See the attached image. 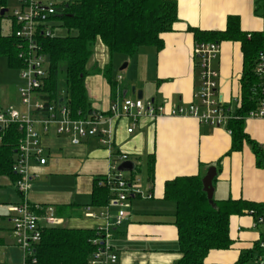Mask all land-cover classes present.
<instances>
[{"label": "crops", "instance_id": "1", "mask_svg": "<svg viewBox=\"0 0 264 264\" xmlns=\"http://www.w3.org/2000/svg\"><path fill=\"white\" fill-rule=\"evenodd\" d=\"M7 1L0 0L1 11L7 12ZM175 1L178 19L172 30L161 35L160 49L142 46L126 55L110 52L97 40L85 77L93 113L108 114L111 106L120 104L124 98L137 99L139 90L143 100L164 104L166 112L176 106H187L196 101L195 92L200 86L194 57L198 37L204 39L211 32L225 31L230 17L238 18L243 32L264 31V0ZM11 19L9 33L15 25ZM219 43L220 54L213 62L219 73L218 93L230 112L236 114L242 99L244 49L237 39ZM13 92L6 83H0V108L16 107L6 99ZM60 94L59 102L67 101L66 93L61 90ZM132 123L131 118L115 122L111 148L102 145L97 137L74 144L69 135L57 134L54 129L43 134L48 159L45 164L37 161L30 164L33 177L26 196L18 191L10 176L0 175V264L17 262L16 247L8 243L7 237L13 232L12 208L24 200L42 218V227H48L44 220L47 212L63 220L58 227L96 230L107 222L106 217L99 215L105 209L110 214L109 222L114 223L118 205L111 200L103 206L94 203L93 192L95 180L110 172L112 160L120 153L128 154V160L135 162L133 171L124 172L139 185L142 194L131 198L126 220L113 229L110 245L118 255V264H175L181 259L176 204L165 198L167 181L182 176L203 178L214 166L215 200L264 202V118L244 120L248 139L239 150H232L228 126L213 127L193 117L143 116L135 122L134 131L128 133ZM255 146L260 148L259 154ZM88 208L94 216L87 214ZM229 235L231 247L211 250L206 263L238 264L243 252L255 250L254 258L246 264H260L255 248L261 228L254 226V216L247 209L231 215Z\"/></svg>", "mask_w": 264, "mask_h": 264}, {"label": "trees", "instance_id": "2", "mask_svg": "<svg viewBox=\"0 0 264 264\" xmlns=\"http://www.w3.org/2000/svg\"><path fill=\"white\" fill-rule=\"evenodd\" d=\"M55 5V27L65 33L39 37L41 52L49 59L44 98L50 102L59 100L62 96L60 75L63 73L67 105L73 116H78L79 112L93 114L85 77L88 73L86 65L98 39L112 53L131 55L140 47L150 45L160 49L163 45L161 35L172 30L178 19L175 0H68ZM16 27L13 25L9 34H0V57L6 58L9 68L20 70L26 59L24 47L15 35ZM228 39L241 40L245 55L241 105L235 114L237 117L228 124L232 131V150H239L248 139L244 120L250 111L259 108L264 98V75L257 72L258 64L264 62V31L243 32L238 18L230 17L225 31L211 32L204 39L198 37L196 42ZM0 135V175L10 176L15 181L18 176L13 167L21 134L18 126L12 124L3 132L0 130ZM255 150L259 154L258 146ZM151 169L153 171V166ZM103 178L95 180L93 192L94 203L102 206L114 197L110 187L100 183ZM165 198L176 204L175 224L182 257L175 264H209L205 258L211 250L228 249L232 245L229 235L231 215L241 214L244 209L249 214L253 210L254 217L264 215V202L214 199L213 206L204 190L202 177L198 175L167 181ZM96 237L95 229L42 227L41 240L35 247L30 264H90L97 249L93 243ZM255 249L259 255V241ZM254 252H243L238 264L251 261Z\"/></svg>", "mask_w": 264, "mask_h": 264}, {"label": "built area", "instance_id": "3", "mask_svg": "<svg viewBox=\"0 0 264 264\" xmlns=\"http://www.w3.org/2000/svg\"><path fill=\"white\" fill-rule=\"evenodd\" d=\"M18 2L19 7L13 10L12 18L17 26L15 35L24 47L23 55L26 59L25 66L20 69L23 83L18 88L21 102L26 109L21 112L12 106L0 108V130L3 132L13 124L17 125L20 131L21 139L13 170L18 176L15 186L24 196L31 186L33 174L30 164L32 161L40 164L47 162L48 157L42 137L51 129H54L57 134L69 135L74 144H80L88 137H97L102 145L111 148L114 144V124L121 118L132 119L133 123L127 128V132L132 133L135 122L143 116L157 117L163 114L189 116L213 127H227L230 120L237 117L230 112L218 93L219 73L214 68L213 62L220 54L219 42L195 43L194 57L199 68L200 86L195 92L196 101L191 104L176 106L166 112L164 104H156L152 100L145 101L142 98H124L120 104L112 105L108 114L97 112L84 115L79 112L78 116H73L65 99L62 102L59 100L50 102L44 98L46 95L43 88L48 69L46 62L49 64V59L41 52L39 37H52L56 33L57 21L53 18L57 13L56 3H47L45 0H18ZM257 72L264 75L263 61L258 64ZM33 94L34 97H32ZM247 117L264 118V98L259 108L251 111ZM228 130L232 132L229 128ZM1 138L0 135V141ZM128 157L126 153L116 156L112 160L110 172L100 181L101 184L110 187L114 194L111 203L115 202L119 208L114 223L109 222L110 214L107 209L100 212L99 215L106 217L107 222L96 229L97 237L93 243L97 249L90 264L119 263L118 255L111 250L110 245L113 229L126 220V210L131 205V198L142 194L139 185L132 181L129 173L118 170V165L128 160ZM148 197H151V194ZM12 211L13 233L17 236L18 245L24 251L23 264H30L35 247L41 240L42 218L26 200L15 205ZM253 212L251 210L250 214L252 215ZM87 214L95 215L90 208ZM44 220L48 227L63 223L61 218L51 212L46 213ZM254 226L261 228L259 239L261 252L257 258L260 264H264V215L254 217Z\"/></svg>", "mask_w": 264, "mask_h": 264}, {"label": "rangeland", "instance_id": "4", "mask_svg": "<svg viewBox=\"0 0 264 264\" xmlns=\"http://www.w3.org/2000/svg\"><path fill=\"white\" fill-rule=\"evenodd\" d=\"M45 1L47 3L52 2V3H58L59 4V3L66 2L68 0H45ZM17 7H19L18 0H8L7 5H6L7 12H5V14H1L2 8H0V33L6 34V33L10 32V26H11V22H12V19H11L12 18V12ZM57 31L59 33H62V34L65 33V31H63L62 29H58ZM46 65H49V64H47V62H46ZM0 83H6V85L8 87L14 89V92L12 93V95L9 96L8 98H6L9 101L8 104L14 103L16 105V107L12 105L13 108H16L17 110H19L21 112H24L26 107L22 104L21 96L18 92L19 86L23 83V79L21 77V71L17 70V69L9 68L7 61H6V58H4V57H0ZM60 86H61L62 92H65V75L63 73H61V75H60ZM10 93L11 92H9L8 95ZM63 95H65V94H63ZM32 97H34V94ZM33 99H35V98H33ZM8 107H10V106H8ZM7 225H8V223H7ZM7 239H8L9 244H14V246L16 247V250L14 251V257L17 258V262H13V263L23 264V262H24V257H23L24 251L17 243V236L12 232V233H9Z\"/></svg>", "mask_w": 264, "mask_h": 264}, {"label": "water", "instance_id": "5", "mask_svg": "<svg viewBox=\"0 0 264 264\" xmlns=\"http://www.w3.org/2000/svg\"><path fill=\"white\" fill-rule=\"evenodd\" d=\"M4 12H5V10L3 9L1 11V13H4ZM124 65H126V64H124ZM133 91H135V88H133ZM137 96H138L139 99L142 98V91L141 90H139L137 92ZM60 102H62V99H60ZM135 167H136V164H135L134 161H132V160H125V161L121 162L118 165V170H120V171H133L135 169ZM216 174H217L216 167L212 166V167H210L208 169L206 175L202 178L204 190L207 193L209 202L213 206H215V203H214V184H213V181H214V179L216 177Z\"/></svg>", "mask_w": 264, "mask_h": 264}]
</instances>
